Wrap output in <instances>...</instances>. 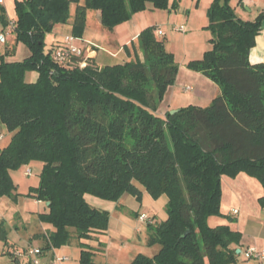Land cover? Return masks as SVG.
Here are the masks:
<instances>
[{
  "label": "trees",
  "instance_id": "obj_1",
  "mask_svg": "<svg viewBox=\"0 0 264 264\" xmlns=\"http://www.w3.org/2000/svg\"><path fill=\"white\" fill-rule=\"evenodd\" d=\"M178 1L16 0L17 40L31 54L20 61L0 54V115L12 133L0 146V196L17 200L12 171L42 162L40 184L29 195L46 203L39 219L55 228L46 248L77 238L81 263L96 264L87 241L107 230L111 214L87 196L141 200L145 189L153 198L168 196L167 218L149 224L148 245L158 251L140 253L131 264H238L241 232L209 220L223 216V176L256 177L264 208V62L249 58L264 12L243 20L231 0H213L207 9L213 47L188 68L223 91L208 107L188 105L165 116L157 111L179 69L156 26L131 43V59L114 66L90 60L59 67L54 49H45L46 35L72 15V33L82 37L89 10H100L103 25L114 29L147 9H176ZM30 71L39 73L37 81L26 80ZM0 239L8 241L2 221Z\"/></svg>",
  "mask_w": 264,
  "mask_h": 264
},
{
  "label": "crops",
  "instance_id": "obj_2",
  "mask_svg": "<svg viewBox=\"0 0 264 264\" xmlns=\"http://www.w3.org/2000/svg\"><path fill=\"white\" fill-rule=\"evenodd\" d=\"M186 2H188L186 6L187 8H189L187 9L188 23L192 22V16L194 15V21H196L197 19V21L199 22V27L201 26L200 28L207 27L209 23L207 9H209L213 0H186ZM182 5L183 2L179 4V8ZM231 5L234 7L233 9H235L238 17L243 20L253 21L261 12H264V0H231ZM91 13H95L96 17L98 19L100 18L99 20L101 21L100 10H98L97 13L89 10L87 14V24L82 37H76L72 33L74 21V17L72 14L71 21L69 19L67 23L56 24L53 30L48 33L52 36H49V38L48 36H46V42L49 39L53 41L51 42V49L55 50L59 46L63 45L67 36H74V44L82 47L87 57L98 66L96 60L100 55L99 49L102 48V46L100 45L99 37H95L87 32L89 17L91 16ZM140 14L141 13L135 14L130 20V23L131 21L135 20L136 24L134 25L137 26H126L127 24L122 23L118 26H115L114 30L112 29L113 32H115L117 28L120 27L121 29L118 30L120 32L126 30V32L130 33L131 31V35L129 38H132V42L137 43L139 40L137 38L142 32V29L138 24V16ZM11 20H17L16 0H2L0 2V31L6 30V27ZM157 28L161 27L156 26V29ZM177 28L179 27L174 26V30L177 32H187H181L177 30ZM63 32H66L65 39H62V41H60L58 40V37H55V35L61 34ZM15 34V31L12 33H8L7 41L5 42V44H7L8 42V37H14ZM117 34L121 33L118 32ZM156 35L158 36V34ZM162 36L167 37L168 34ZM126 40H128L127 42H130L128 38L125 39V41ZM256 41L257 45H259L260 48L259 51H256V55H254L255 48L253 50L251 49L252 51L250 52L249 58L252 64L262 63V61L264 62V22L262 23V28L256 38ZM118 42L119 41L117 39H114L113 41H110V45L118 46ZM130 47L131 45L129 46V48ZM127 53L132 58L134 55L133 48H130V51H127ZM30 54L31 51L28 56ZM38 77V72L30 71L26 75V80L29 82H35L37 81ZM178 88L180 90V93H183L185 95L183 99L178 98ZM222 91L223 90H221V87L217 83L212 81L209 77H206L201 72L189 68H184L181 65L177 74L176 84L169 86V90L167 92L168 94H170V96L167 99L166 94L162 103H167L166 106L168 110H179L182 107L188 106L187 104L198 106V104H200L201 102H212L215 97L221 94ZM157 112L162 116H165L166 114L159 111ZM4 125L1 124L0 128V143L8 137L7 135H9V138L6 139L7 141L5 145L1 147L8 145L12 136V133L10 131L8 134L6 133L7 127L6 125ZM244 175L245 173H240L236 178H234V181L239 178L245 179V177L247 176ZM224 179H226L225 176H223L222 181H224ZM262 190L263 189H260L259 193L263 194ZM145 195V192H143L142 199L138 200L135 196L126 193L122 195V197L118 201H109L91 195L87 196L88 201L92 205L100 209L108 210L111 214L107 230L95 232L92 239L87 241L88 249L93 253L92 259L96 264H131L136 255L140 253L153 256L158 251V245H148L150 233L149 223L140 220L141 214L146 213V215H149L154 219V223L158 224L155 211L147 212L146 209H144V204L146 202L145 199H149L146 198ZM260 196L256 198L258 204L253 209H249L247 206L244 207L245 204H239V207L235 206L233 207V209H230L231 211H229L230 213L228 214L222 212L225 219L232 216L230 220L235 221L236 223V227L234 230H238L242 234L240 244L235 245V247L240 250L238 264H257L256 260L247 261L243 251L248 249L249 247H256L260 250L264 249V208L259 204L258 199ZM21 197L22 196H19L17 200H13L8 196H0V221L4 222L5 226L6 222L12 223L16 221L14 226L15 230L17 231H19L23 225H29L28 227H26V229L29 228V231L27 232L28 234L25 237V239L27 240L26 243L29 244L28 246L25 245L21 248L17 245L18 243L16 241H14V243H11L10 240H8V244L9 246H12V249H9L7 253L12 256L13 261L16 264H30V260L26 256H18L15 253L20 250H25L29 247H40L43 249V254L40 260L45 263H49L55 258L63 259L64 257H67V259L58 261L57 264H82L80 261L82 248L80 245V240L77 238H72L67 245H62L61 247L46 248V246L48 245L47 237L52 231L55 230V228L51 224L42 222L41 229L38 231H34V229L31 228V218H29L27 214H22L21 211L17 210L18 208L16 205L19 206L22 199ZM33 199L36 205H41L43 203L41 200H38L34 197ZM47 211V208L43 209L42 207H40L38 209V214ZM165 218H167V216L163 214V220ZM17 239H20V237H18ZM123 240L126 242L120 245L121 241ZM35 242L40 243L39 245H35ZM130 246L133 247L131 248ZM116 249L120 254L118 253L119 256L115 258V256L112 255L111 252Z\"/></svg>",
  "mask_w": 264,
  "mask_h": 264
},
{
  "label": "rangeland",
  "instance_id": "obj_3",
  "mask_svg": "<svg viewBox=\"0 0 264 264\" xmlns=\"http://www.w3.org/2000/svg\"><path fill=\"white\" fill-rule=\"evenodd\" d=\"M173 0H171L172 2ZM183 2V5L179 8V4ZM187 3L186 0H179L178 1V7L176 9H152V10H145L138 16V24L140 28L145 30L147 27H155L160 26L163 28V30L166 32V35L168 36H161L158 35V39L164 41L166 50L168 52L173 53L175 62L178 65V69L181 67V65L184 68H188V64L191 61H195L198 59H202L206 53V51L210 50L213 47V44L210 40L211 32L210 30L205 28L199 27V22L194 21V15L192 16V22L188 23V12H187ZM93 12H98V10H92ZM72 18V16H71ZM70 18V21H71ZM100 19V18H99ZM95 13H91V16L89 17L87 32L95 37H99L100 45L102 48L99 49V57L96 60V63L98 66H106V65H115L119 63H123L125 61H128L131 57L128 55L126 51V45L130 46L132 41V38L130 37V33L125 31H118L121 29L117 28L115 32H113L112 29L106 28L103 23L99 20ZM131 20V19H130ZM126 21V26H137L135 20ZM174 26H185L186 33H180L174 30ZM129 28V27H127ZM121 34H117V33ZM65 33L63 32L61 34L55 35V37H58L60 41L62 39H65ZM53 35V36H54ZM46 36H52L47 34ZM7 44H0V53L6 54V60L9 61H20L25 59V57L28 56L30 53V49L28 45L22 41L17 40V35L15 34L14 37H8ZM53 38V37H52ZM129 39L130 42L125 41V39ZM57 39V38H56ZM98 39V38H97ZM112 39V40H111ZM114 39H117L119 42L118 46H112L110 45V41H113ZM51 41L50 39L47 40L46 43V50L49 51L51 49ZM65 42V41H64ZM255 48V49H254ZM259 45H257V41L255 46L252 48L254 49V55H256V51H259ZM9 49V50H8ZM251 50V51H252ZM250 51V52H251ZM90 62V59L87 61V64ZM190 69V68H189ZM37 72V71H36ZM179 72V70H178ZM196 80V79H195ZM176 84V81L175 83ZM173 84V85H174ZM184 87V86H183ZM169 90V87L167 91ZM166 91V92H167ZM179 92L178 98L183 99L185 95L183 93H180V90L178 88L177 90ZM172 92V91H170ZM167 94V99L169 98L170 94L165 93L164 97ZM188 97V96H186ZM212 102H201L198 104L200 107H208ZM167 103H162L158 111L162 113H167L168 111L172 113L173 110L178 109H167ZM190 105V104H187ZM1 124L4 125L1 115H0V128ZM5 126V125H4ZM1 130V129H0ZM6 133H9V129L6 128ZM9 138V135H7ZM4 140L0 143V146L5 145L7 140ZM42 162L40 161H33L30 164L23 165L21 168L13 170L12 176L17 188L15 190V193H20L19 196H22L19 206H17V210L21 211L22 214H27L29 216L30 221L32 222L31 228L34 229V231H38L41 229L42 221L39 219L40 214H38V209L42 207L43 209L47 208L46 203L42 201L43 203L41 205H36L34 203V199L32 196L29 195L30 188L31 187H37L40 184L41 181V172H42ZM29 169L32 170L31 175H26L25 172ZM244 176H247L244 178H239L236 181H234V178L225 176L226 179L222 181V212L228 214L231 211L230 209H233V207H239V204H245L244 207H248L249 209H253L255 206H257L256 198L260 195H262L260 192V189H263L261 182L253 176H250L245 173ZM145 192V197L149 198L148 200L145 199V206L144 209H146L147 212L155 211L156 213V220L158 223H161L163 220V214L167 216V203L169 201V198L167 195H163L159 198H153L151 195L143 189ZM263 191V190H262ZM232 202V204H231ZM25 211V212H24ZM26 216V215H23ZM232 216L227 217L226 219L223 216H213L210 218L209 222L211 225H217V224H223L227 223L229 224L233 229L236 227L235 221H231L230 219ZM228 219V220H227ZM28 221V220H27ZM26 221V222H27ZM18 222V221H17ZM16 221L10 223L6 222V230L8 233V240H10L11 243H14L16 241L19 247H24L25 245H29L26 243L25 237L27 236V232L29 231L26 229L29 225H23L19 231L15 230L14 224ZM20 237V239H17ZM126 241H121L120 245H122ZM40 242H35V245H39ZM131 247V246H130ZM133 247V246H132ZM131 247V248H132ZM9 249H12V246H9L8 241L5 242L4 240L0 239V264H16L12 256L7 253ZM112 255L116 257L119 256V252L116 250H113ZM119 253V254H118Z\"/></svg>",
  "mask_w": 264,
  "mask_h": 264
},
{
  "label": "built area",
  "instance_id": "obj_4",
  "mask_svg": "<svg viewBox=\"0 0 264 264\" xmlns=\"http://www.w3.org/2000/svg\"><path fill=\"white\" fill-rule=\"evenodd\" d=\"M2 0H0L1 2ZM16 20H11L6 30L0 31V43H4L7 41V34L12 33L15 31L16 28ZM177 30L184 32L186 31L185 26H180ZM156 34L158 35H165L166 32L161 29L157 28L155 30ZM74 36H67L65 43L59 46L57 49L54 50L53 53V60L54 62L60 66H71L75 63H80L81 66H87V61L89 58L85 54V51L82 47H79L74 44ZM26 175H31L32 170L29 169L25 172ZM140 220L143 222H148L149 224L154 223V219L146 215V213L141 214ZM244 256L247 261L256 260L257 264H263L264 262V249L260 250L256 247H249L248 249L244 250ZM18 256H26L30 260V264H57L58 261L67 259V257L62 258H55L49 263L43 262L41 256L43 254V250L40 247H29L25 250H20L15 253Z\"/></svg>",
  "mask_w": 264,
  "mask_h": 264
},
{
  "label": "water",
  "instance_id": "obj_5",
  "mask_svg": "<svg viewBox=\"0 0 264 264\" xmlns=\"http://www.w3.org/2000/svg\"><path fill=\"white\" fill-rule=\"evenodd\" d=\"M177 111H178V110H173V111H172V114L176 113ZM48 204H50V202H48ZM237 253H240V250H239V249L237 250Z\"/></svg>",
  "mask_w": 264,
  "mask_h": 264
}]
</instances>
